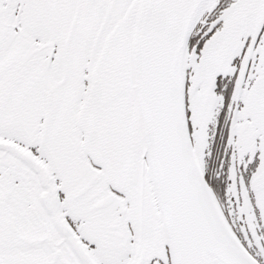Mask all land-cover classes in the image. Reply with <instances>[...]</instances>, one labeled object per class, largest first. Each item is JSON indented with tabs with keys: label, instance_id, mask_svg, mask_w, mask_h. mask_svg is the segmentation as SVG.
Returning a JSON list of instances; mask_svg holds the SVG:
<instances>
[{
	"label": "snow or ice",
	"instance_id": "snow-or-ice-1",
	"mask_svg": "<svg viewBox=\"0 0 264 264\" xmlns=\"http://www.w3.org/2000/svg\"><path fill=\"white\" fill-rule=\"evenodd\" d=\"M0 264H264V0H0Z\"/></svg>",
	"mask_w": 264,
	"mask_h": 264
}]
</instances>
